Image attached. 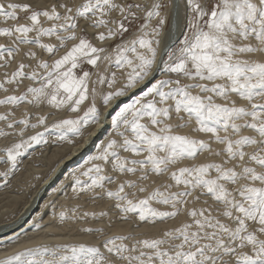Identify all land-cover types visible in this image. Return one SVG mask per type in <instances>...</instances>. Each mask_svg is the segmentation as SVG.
Instances as JSON below:
<instances>
[{
    "label": "snow or ice",
    "instance_id": "1",
    "mask_svg": "<svg viewBox=\"0 0 264 264\" xmlns=\"http://www.w3.org/2000/svg\"><path fill=\"white\" fill-rule=\"evenodd\" d=\"M184 3L186 30L178 47L174 42L166 49V59L161 60L157 68L159 37L167 23V17L161 14L165 5L160 0H153L151 4L136 0H84L80 5L61 0L44 9L29 3L0 0L3 23L17 22L11 27H0V37L12 41L10 47L0 44V69L10 67L21 45H35L55 56L69 42L78 41L52 63L40 59L36 68L27 72L25 69L31 66L21 62L16 71L5 72L0 91L8 92L6 85H19L25 79L38 86L28 87L21 95L6 96L0 99V105L47 103L57 110L68 108L79 113L90 95L92 98L82 115L61 119L51 128L45 116L31 123L27 113L19 120L11 119L13 112L0 114V122H5L7 129L0 128V137H20L17 142L0 148L4 154L0 162L10 164L7 171L0 172L3 177L0 189L9 186L10 176L17 171L19 159L28 149L48 143L46 134L54 130L59 141L74 144L75 138L83 137L88 127L101 125L103 114L95 102L97 91L89 88L93 73L78 70L84 64L99 68L98 62L107 61L117 69L129 71L123 87L102 94L105 107L143 84L153 69L160 75L174 74L176 78L155 79L139 98L116 112L111 125L121 139H110L89 157L85 163L90 167L81 172L88 180L75 177L72 192L78 198L81 194L104 190V196L116 202L114 207L119 210L121 219L136 216L139 222L153 226L158 221L177 218L190 197L195 203L201 195L210 196L222 205V210H216L218 215H213L210 208L190 209V223L165 230L156 238L137 239L131 233L112 236L104 241V251L95 245L42 244L4 256L0 264H264V60L244 58L264 54V0H184ZM21 12L27 14L23 19L30 23H19ZM113 13H118L119 18ZM140 13L144 22L139 35L118 44L114 55L95 46L87 35L77 34L78 29L87 31L79 28V21L83 19L92 28L106 30L95 37L101 42L123 37L130 25L141 18ZM41 18L51 22V26L45 27ZM154 19L158 20L155 26L151 23ZM44 37H54L58 43H45ZM252 40L256 43H251ZM27 56L37 59V53L31 50ZM96 75V83H107L109 89L117 83L115 71ZM233 96L246 101V105H238ZM217 99L223 102L218 103ZM174 116L180 123H170ZM145 118L147 123L143 122ZM193 121L197 125L195 132L210 134L216 143L226 145L223 152L227 160L171 171L172 166L183 160H195L199 154L212 151L208 141L174 131L189 127ZM18 126L19 131H16ZM41 126L44 131L25 138L28 129ZM245 130L254 135H244ZM249 148L252 151H248ZM121 152L143 158H130ZM221 154L215 152L217 156ZM232 161L238 163L227 167ZM107 165L119 174L139 172L141 181L148 180L149 173L162 176L171 171L174 185L164 187L183 186L184 190L157 188L146 198L136 199L135 192L125 189L139 192L147 189L133 180L121 182L115 191L106 190V185L118 179L105 174ZM197 191L200 195L194 196ZM153 202L170 206L171 210L162 211L153 207ZM77 211L75 207L60 211V223L89 216L97 218L96 213L88 212L77 217ZM107 215L99 213L101 218ZM85 231L102 234L104 230L88 228Z\"/></svg>",
    "mask_w": 264,
    "mask_h": 264
},
{
    "label": "rangeland",
    "instance_id": "2",
    "mask_svg": "<svg viewBox=\"0 0 264 264\" xmlns=\"http://www.w3.org/2000/svg\"><path fill=\"white\" fill-rule=\"evenodd\" d=\"M175 1L176 3L174 5V9L176 10H174L173 13L174 16H173L172 26L175 25L177 27L180 26L185 27L187 23V19H186L187 7L184 3V0H175ZM5 2H7V0H5ZM11 2L29 3L35 8L44 9L52 4L60 3L61 0H11ZM64 2H67L70 5H80L84 2V0H64ZM136 2L151 4L153 0H136ZM160 2L165 5V7L162 9L161 12V14L164 15V13L166 12L169 6L168 4L169 0H160ZM178 2L181 3L180 6H177ZM59 10L63 12V9H59ZM19 15L22 17L19 23L21 22L23 23V21H26V19H23V17L27 15L26 13L21 12L19 13ZM139 15L141 18L139 20H136L134 23L130 25L129 32L125 33L123 37L117 36L114 39L101 42L95 38L97 35V32H95V30L98 32L106 31V30L93 28L94 31H91L89 30L90 27L89 22L83 19L79 21V28L87 29V31L85 33V32H81L78 29L77 34L87 35V37L95 46L105 48L106 54L108 55H114L115 48L118 44L125 41L129 36H132L133 33L135 34L139 31L140 25L144 22L143 13H140ZM113 16L119 18L118 13H113ZM41 20L45 27L51 26V22L46 21L44 18H41ZM15 23L17 22L8 21L5 24L3 23L2 19H0V27H11ZM151 23L153 26H155L158 23V20L154 19ZM169 26H170L169 21H167L163 29L168 28L169 30V28L171 27ZM30 35L35 36V33H31ZM43 40L45 43H58V41H56L54 37L53 38L44 37ZM74 43H78V41L69 42L67 47L65 49H62L59 55H55L56 57L36 47L35 45H21L20 46L21 50L17 54L15 60L11 62L10 67H8L7 69H0V81H3L5 79V75H4L5 72L11 73L16 71L19 63L21 62L31 66L25 69V71L27 72H30L32 71L33 68H36L37 65L36 63L40 59L52 63L55 59H58L59 56H61V54L63 55L67 50H69ZM251 43L254 44L256 43V41L252 40ZM0 44H4L10 47L12 45V41L7 37H0ZM176 46L178 47L179 44H177ZM30 50L37 53V59H31L27 56V53ZM0 63H2V61H0ZM98 63H99V68H93L91 65L84 64L83 68L81 70H78V72L86 70V71H91L93 73L91 82L89 84V88L90 90L92 88H95L97 91L95 102L97 107L100 108L103 114L101 125H99L100 127L97 125L88 127L83 137L75 138L74 144H69L67 142L59 141L57 138L58 133H56L54 130L46 134L48 143L33 145L32 148L28 149V153L19 159L17 171L10 176L9 186L7 188L0 189V221L2 220L7 221L16 218L15 216L20 212L19 210L22 207H24L25 203L28 200L33 201L32 205L35 203L34 204L35 207L33 205L32 208L30 209L31 211H29V214H26L25 216L28 220L24 218L27 221H32V220L33 221L24 228L23 233L20 237L14 238L10 240L11 242H7L5 245L0 246V258L21 251L24 248L36 247L42 244H46L49 246L72 245V244L95 245L101 247V250L104 251L103 243L109 237L127 235L131 233L135 235L137 239L156 238L161 236L165 230L174 229L176 227L181 226L183 223H190L191 218L188 216V210L190 209L210 208L212 209L213 215H218L216 211L217 209L222 210V205L217 204L210 196L201 195L200 200L195 203L192 202L193 197H190L188 205L184 208V210L177 218L166 220L164 222L158 221L153 226L148 223L139 222L136 216H131L129 220L121 219L120 218L121 214L119 213V210L114 207V204L116 202L104 196V190L98 189L96 190L95 193L81 194L77 198V196L72 192V187L74 185L75 177H79L82 181L88 180V177L81 175L82 171H85L88 167H90V165L86 164L85 162L89 159L90 156L95 155L97 153V150L100 148L102 144H106L110 139L113 138L117 140L121 139L120 137L115 135V130L109 121L113 116L112 112L117 108V105L119 104L120 101L115 99L118 102L116 101L114 103L115 105L112 104L114 107L110 105L111 103L107 107H105L102 102V94L106 93L109 90L114 91L116 89L123 87L126 82L127 72L129 70L117 69L114 65H112L110 62L107 61H100ZM39 71L42 72L43 70L40 69ZM113 71L116 72L117 83L113 86L112 89H109L107 87V83L103 85L96 83L97 72H99L100 74L109 75ZM171 76L172 78H176L174 74H171ZM184 82L187 83L189 81L185 80ZM30 86H38V83H34L31 80L25 79L19 85L16 84L6 85V87L8 88V92L0 91V99H4L6 96L9 95H21ZM29 99H31V97H29ZM91 99L92 98L90 95L89 100L85 101V103L81 106V110H80L81 113L80 112L73 113L68 108L57 110L51 107L50 105H48L47 103L36 106L25 102L19 106L0 105V114L13 112L14 116L11 117V119L19 120L24 118L25 114L27 113L31 123H36L38 117L45 116L47 117L46 124L49 128H51V125L53 123L61 119L75 118L77 115H82L83 112L90 106ZM233 99L237 100L238 105H246L247 103L246 101H242L235 96H233ZM133 101H128L125 104L133 103ZM217 102L221 103L223 101L217 99ZM105 110H107V112ZM143 122L147 123L148 119L145 118ZM170 123L178 124L180 123V121L176 119L174 116L173 119L170 121ZM196 127L197 125L193 121L189 127L174 129V131L177 134L190 135L194 138L208 141L210 143V147L212 151L211 152L206 151L202 154H199L195 160H183L177 165L172 166L171 171H176L179 167H184V166H193V165L205 164V163H224L227 160V155L226 153L223 152L226 145L216 143L210 134L195 132L194 129ZM0 128H4L5 130H7L5 122H0ZM92 128L96 130L99 129L96 131L94 138L97 137V139H100L101 145L97 148H94L92 146L94 142H90L91 140L87 141L84 147L82 148V150L76 151V153L74 152L75 155L71 157L72 159L71 161L66 163L67 165L63 164L64 166L61 165L60 167H58L59 165L58 162L59 161L62 162L63 153L65 152L67 154L65 158H67L68 156H72L71 154L73 153L74 149L76 150L79 144L78 142L84 137H86L87 134L91 133L93 130ZM16 131H19V126L17 127ZM37 131H44V126H41L38 129H28L25 133V138L35 134V132ZM243 134L254 135V133L247 130H245ZM221 135H224V133H221ZM19 139L20 137L16 135L9 136L8 138L0 137V148H3L6 145H10L14 142H17ZM87 148L89 149V151ZM67 150H69V152ZM247 150L252 151L251 148ZM86 152L89 153L86 154ZM215 152H221L222 154L217 156L215 155ZM121 154L123 156H128L130 158H138V159L143 158V157H134L131 153L121 152ZM3 155L4 154L0 152V156ZM74 160L77 163H75ZM237 163L238 162L236 161H232L228 163L226 166L232 167ZM9 167L10 164L0 162V172L7 171ZM171 171L162 176L149 173V179L145 181H141L139 179L141 175L139 172L136 175L119 174L113 172L111 166L107 165L105 169V174L117 176L118 179L116 183L106 185V190L110 189L115 191L121 182L125 180H133L139 184H142V186L146 187L147 189V191L145 192H139L138 189L126 188L125 189L126 192L129 193L135 192L136 199L146 198L157 188H159L161 191H183L184 190L183 186H179V187L173 186L171 189H166L164 187L165 185H169V184L174 185V181L171 180L170 178ZM212 175L215 176V173L213 172ZM46 179H50L49 184L47 186L41 187L43 181ZM0 182H3V177H0ZM228 187L230 189L233 188L232 185H228ZM196 195H200L199 191L194 193V196ZM34 199L36 200L34 201ZM204 201H207V204H205ZM152 206L157 207L162 211L171 210L170 206L160 205L155 202H153ZM74 207L78 209V211L76 212L77 217H81L83 213L88 212V213H96L97 218L94 219L91 216H89L83 219L78 218L77 220H69L67 222L60 223L59 212L68 211ZM39 209H43L42 211L40 210L41 213H39ZM101 212H106L108 213V215L101 218L99 217V213ZM30 218L32 220H29ZM220 218L224 220L223 217ZM224 222H229V221L225 220ZM22 223L17 224V226L22 225ZM37 225H40V227H37ZM88 228H92V229L99 228V229H103L104 231L102 234L95 232L89 233L85 231V229ZM10 230L11 228H5L6 233H8V231ZM5 232H1V234L4 235L6 234ZM125 243L131 244L132 242L125 241Z\"/></svg>",
    "mask_w": 264,
    "mask_h": 264
},
{
    "label": "bare ground",
    "instance_id": "3",
    "mask_svg": "<svg viewBox=\"0 0 264 264\" xmlns=\"http://www.w3.org/2000/svg\"><path fill=\"white\" fill-rule=\"evenodd\" d=\"M175 3H176V1L175 0H169V6H168V8H167V10H166V12L164 13V15L163 16H166L167 17V21H169V24H170V28H169V30H168V28H164L163 29V31H162V34L160 35V37H159V39H160V41H161V43H160V55L158 56V58H157V68H159L160 67V61L161 60H163V59H166V55H165V51H166V49L169 47V46H172L173 45V43L174 42H176V45L177 44H179L178 42H179V40L180 39H182V37H183V34H184V31L186 30V26L185 27H182V26H180V27H177V26H172V23H173V13H174V10H176V9H174V5H175ZM178 5L177 6H180L181 5V3H177ZM186 19H187V14H186ZM22 23V22H21ZM23 23H30V21H28V20H26V21H23ZM165 26V25H164ZM89 30H91V31H94L93 30V28L92 27H89ZM95 32H97L98 33V31H96L95 30ZM137 35H139V31L137 32V33H133V35L132 36H129L125 41H127V40H130V39H132V38H134L135 36H137ZM53 42V41H52ZM175 45V46H176ZM62 55V54H61ZM56 57V56H55ZM244 58H246V59H256V60H264V54H255V55H248V56H245ZM33 64V63H32ZM37 64V63H36ZM122 70H129V69H122ZM124 75V74H123ZM161 78H163V79H165V78H172V76L170 75V76H168V75H160L158 72H157V70L156 69H153V73H152V75L148 78V80H146L143 84H141V85H138L137 86V88H135V89H132V90H129L128 91V93H127V95H125L124 97H119V98H117V100L118 101H120L119 102V104L117 105V108L112 112V115L113 116H115V114H116V112H118L119 111V109L121 108V107H123L124 105H126L125 103H127L128 101H133V100H136L137 98H139L141 95H142V92L144 91V90H146L147 89V87H149L150 85H151V83L155 80V79H161ZM117 100H114L113 102H111V104L110 105H112V104H114ZM117 101V102H118ZM115 105V104H114ZM113 106V105H112ZM114 107V106H113ZM106 112H107V110H105ZM110 111V110H109ZM81 113V112H80ZM111 114V113H110ZM75 115V114H74ZM112 116V117H113ZM109 118H110V116H109ZM112 119V118H111ZM111 119L109 120L110 121V123H111ZM53 122V121H52ZM55 122V121H54ZM96 127V126H95ZM100 127V126H99ZM98 127V128H99ZM97 128V127H96ZM93 129V128H92ZM100 129V128H99ZM99 129H97V130H99ZM96 129H93L92 130V132L91 133H89V134H87L86 135V137H84L83 139H81L78 143V146H77V144H76V146H77V148H76V150L74 149L73 150V153L71 154L72 156H68L67 158H65V156H67V154L64 152L63 153V158H62V162L61 161H59L58 163H59V165H58V167H60L61 165H63V164H65V165H67L66 163L67 162H69V161H71L72 159H71V157H73L74 155H75V153H76V151H80V150H82V148L84 147V145L86 144V142L87 141H90V142H94L93 143V147L94 148H97V147H99L100 145H101V140L100 139H97V137L96 138H94L95 136V133H96V131H97ZM178 131V130H177ZM92 139H93V141H92ZM88 145V144H87ZM91 145V144H90ZM67 146V145H66ZM75 146V147H76ZM74 147V148H75ZM70 148V147H69ZM73 149V148H72ZM88 149V148H87ZM70 150V149H69ZM69 150H67L68 152H69ZM88 151H89V149H88ZM67 152V153H68ZM75 152V153H74ZM79 153V152H78ZM83 153V152H82ZM87 153H89V152H86V154ZM66 154V155H65ZM79 156V155H78ZM82 157V156H81ZM84 157V156H83ZM65 158V159H64ZM74 159V158H73ZM75 160H77V159H75ZM75 160H74V162H75ZM74 162H72V163H74ZM71 163V164H72ZM75 163H77V162H75ZM74 165V164H73ZM76 165V164H75ZM64 166V165H63ZM57 167V168H58ZM69 167V166H68ZM56 168V169H57ZM64 168V167H63ZM71 168V167H70ZM69 168V169H70ZM72 168H73V166H72ZM56 171V170H55ZM68 171V170H67ZM65 172V171H64ZM49 181H50V179H46V180H44L43 181V184L41 185V187H44V186H47L48 184H49ZM60 181V180H59ZM61 185V184H60ZM51 187V186H50ZM37 193V192H36ZM34 194H35V192H34ZM53 194V193H52ZM51 194V195H52ZM55 194V193H54ZM37 195V194H36ZM50 195V196H51ZM53 196V195H52ZM36 199H34V201H35ZM49 202V201H48ZM32 203H33V201H31V200H28L26 203H25V205H24V207H22L19 211V213L15 216L16 218H13V219H10V220H2V221H0V234H1V232H5V228H11V230L10 231H8V233H6V234H4V235H0V246L1 245H5L7 242H11L10 240H12V239H14V238H18V237H20L21 235H22V233H23V230H24V228L26 227V226H28L29 225V223H31L33 220L30 218L29 220H32V221H27L28 219L25 217L26 216V214H29V211H31L30 209L32 208V206L35 204H33L32 205ZM46 206V205H45ZM44 206V207H45ZM34 207H35V205H34ZM33 207V208H34ZM43 210V209H39V213H41V211ZM38 211V210H37ZM38 213V212H37ZM31 215V214H30ZM41 215V214H40ZM39 215V216H40ZM33 216V215H32ZM34 217V216H33ZM36 217V216H35ZM24 218H26L27 220H25ZM29 218V217H28ZM35 219V218H34ZM23 222V223H22ZM22 223V225H20V226H17V224H21ZM37 223V222H36ZM92 223V222H91ZM2 229V230H1ZM119 231V230H118ZM121 232V231H120ZM127 232V231H126ZM26 236V235H25ZM80 241V240H79ZM81 242V241H80ZM83 242V241H82ZM20 246V245H19ZM22 246V245H21ZM9 247V246H8ZM23 247V246H22ZM7 248V247H6Z\"/></svg>",
    "mask_w": 264,
    "mask_h": 264
}]
</instances>
